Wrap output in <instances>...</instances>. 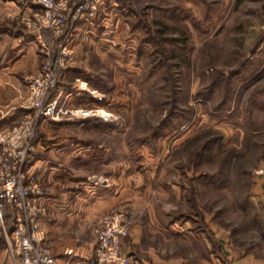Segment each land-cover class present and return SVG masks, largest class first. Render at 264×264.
Returning a JSON list of instances; mask_svg holds the SVG:
<instances>
[{"label": "rangeland", "instance_id": "374dc122", "mask_svg": "<svg viewBox=\"0 0 264 264\" xmlns=\"http://www.w3.org/2000/svg\"><path fill=\"white\" fill-rule=\"evenodd\" d=\"M32 1L0 0V31L39 40L13 126L34 113L25 100L47 58L43 41L58 46L48 29L28 26ZM105 7L112 32L102 43L73 36L77 62L56 70L47 96L60 112L32 122L29 161L39 136L90 144L75 152L90 160L88 185L122 192L112 210L127 215L123 250L133 264H264V0ZM77 77L87 105L59 106L54 90ZM41 181L46 198L52 184Z\"/></svg>", "mask_w": 264, "mask_h": 264}, {"label": "crops", "instance_id": "0c3cea01", "mask_svg": "<svg viewBox=\"0 0 264 264\" xmlns=\"http://www.w3.org/2000/svg\"><path fill=\"white\" fill-rule=\"evenodd\" d=\"M6 1L10 3L12 0ZM34 1L31 2L32 8L38 9L39 5ZM2 7L0 4V9ZM103 10L94 20L82 18L73 32L75 39L89 37L103 42L105 36L112 32L108 29L111 23L105 12L106 7ZM43 34L46 35L45 29ZM77 40L66 68L77 62ZM38 41L34 31L25 30L16 36L9 30L0 31V132L12 127L22 115L18 95L27 82L28 71L38 70ZM81 80L84 79L77 77L68 82L69 85L60 82L53 96L59 106L72 110L87 105L90 98L81 90V86L78 87ZM73 117L67 118L66 122H70ZM89 147L90 144L80 140L45 143L44 137L39 136L28 162L31 174L52 184V192L42 200L46 209L41 215V226L45 231L46 242L61 264L84 262L94 256L97 242L95 223L104 212L115 208L118 197H122L121 191L118 194L111 189L88 185L85 178L89 173L85 161L90 160L83 158L80 151H75ZM261 193L264 195V191ZM15 215V207L7 204L4 216L11 229L15 224ZM123 242L124 237L122 250ZM0 264H16L3 236L0 237Z\"/></svg>", "mask_w": 264, "mask_h": 264}, {"label": "built area", "instance_id": "2783aa9c", "mask_svg": "<svg viewBox=\"0 0 264 264\" xmlns=\"http://www.w3.org/2000/svg\"><path fill=\"white\" fill-rule=\"evenodd\" d=\"M106 1L38 0L39 9L27 20L28 26L35 31H51L52 40L58 46L55 52L51 45L42 43L47 58L43 68L31 76L30 93L25 100V106L31 107L34 113L27 114L29 117L22 119L19 125L0 133V237L7 240L16 264H61L46 242L41 226V215L46 209L42 200L50 187L31 174L27 167L28 155L34 149L32 122L42 115L55 117L59 114L57 101L47 99L48 92L57 82L56 70L66 66L73 53L71 42L77 24L82 18L94 20L99 17ZM7 204L16 209L12 229L4 216ZM128 229L124 211L105 213L96 229L94 256L75 264H133L122 250V238Z\"/></svg>", "mask_w": 264, "mask_h": 264}]
</instances>
